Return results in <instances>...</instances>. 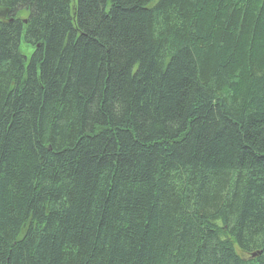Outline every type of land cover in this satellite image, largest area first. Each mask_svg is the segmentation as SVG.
<instances>
[{
    "label": "trees",
    "instance_id": "obj_1",
    "mask_svg": "<svg viewBox=\"0 0 264 264\" xmlns=\"http://www.w3.org/2000/svg\"><path fill=\"white\" fill-rule=\"evenodd\" d=\"M0 264H264V0H0Z\"/></svg>",
    "mask_w": 264,
    "mask_h": 264
},
{
    "label": "rangeland",
    "instance_id": "obj_2",
    "mask_svg": "<svg viewBox=\"0 0 264 264\" xmlns=\"http://www.w3.org/2000/svg\"><path fill=\"white\" fill-rule=\"evenodd\" d=\"M21 47H22V49L24 48V46H23V45H22Z\"/></svg>",
    "mask_w": 264,
    "mask_h": 264
},
{
    "label": "water",
    "instance_id": "obj_3",
    "mask_svg": "<svg viewBox=\"0 0 264 264\" xmlns=\"http://www.w3.org/2000/svg\"><path fill=\"white\" fill-rule=\"evenodd\" d=\"M255 254H252V256H254Z\"/></svg>",
    "mask_w": 264,
    "mask_h": 264
}]
</instances>
